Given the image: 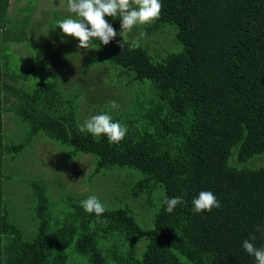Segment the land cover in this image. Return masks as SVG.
Here are the masks:
<instances>
[{"label": "trees", "instance_id": "obj_1", "mask_svg": "<svg viewBox=\"0 0 264 264\" xmlns=\"http://www.w3.org/2000/svg\"><path fill=\"white\" fill-rule=\"evenodd\" d=\"M14 1L0 0V264H73L74 255L81 264H256L243 241L255 234L251 242L264 247L256 231L264 226V0H161L160 16L134 26L123 49L119 35L107 46L93 41L74 76L85 82H74L69 96L57 80L28 89L30 25L20 19L31 6L17 13ZM105 19L120 32L119 17ZM14 44L30 54L11 52ZM44 54H36L40 62ZM90 66L100 68L104 87L88 79ZM84 95L93 116L127 127L119 144L80 131ZM11 112L29 126L19 143L6 142ZM40 133L72 147L70 158L88 154L87 182L109 194L59 184L56 198L52 183L30 180L38 227L27 239L11 218L3 166ZM108 172L113 184L100 180ZM200 191L221 206L194 213ZM94 194L106 209L99 219L81 207ZM176 196L184 203L168 213L163 201Z\"/></svg>", "mask_w": 264, "mask_h": 264}, {"label": "rangeland", "instance_id": "obj_2", "mask_svg": "<svg viewBox=\"0 0 264 264\" xmlns=\"http://www.w3.org/2000/svg\"><path fill=\"white\" fill-rule=\"evenodd\" d=\"M26 1L31 8L28 10H23L27 6L23 8L22 17L28 16V18H21L20 20H25L30 25L27 31L28 41H31V60L26 65L29 71L25 70L30 77L26 81L27 87L30 86L28 89L31 90L37 83L57 80L63 93L69 96L73 90L78 89L75 83L79 82L80 85H83V82H85L81 78L74 81V76H79L76 69L81 59L90 56L88 52L91 49L78 48L79 41L74 37L65 36L63 40L61 38L62 30L58 28L57 21L70 15L68 0ZM25 3V0H23L22 4ZM10 10L20 12L18 0L12 2ZM56 11L62 15L65 13L67 16L55 18L58 15ZM41 49L45 54L40 62L36 54ZM10 51L30 54L27 47L23 45H13ZM19 61L15 62L18 63ZM20 66L22 67V65ZM20 66L16 67L20 69ZM90 68L92 69L89 71L88 79H95L104 87V78L99 74L100 68H94L93 66H90ZM88 87L86 90H88ZM108 90L110 88L106 89V91ZM87 95L92 96L93 93L90 92ZM82 99H85L86 103L89 104L88 107L85 105L82 111V116L86 120L92 117L94 112L92 106H90L91 100L86 95ZM93 104L98 105L99 102L96 100ZM4 127L7 132L6 142L8 143H19L30 137L28 124L18 119L13 112L9 113V116L6 115ZM32 138V146L25 147L23 154L20 156H15L13 159L8 157L3 166V172L7 176L4 178L5 196L10 198L13 204L11 218L24 229L27 239L34 238L38 227L35 218V201L31 196L30 180L43 178L48 188L52 183L51 190L56 198H59L61 192L59 184L65 185L68 190L79 193H87L92 189L96 191V194H101L104 191L102 185L96 184L94 181L92 183L87 182L88 176L94 167L91 157L87 156L88 154H78L70 158L72 147L50 140L43 133ZM114 177H116L115 172H108L100 180L113 184L115 182ZM104 193L107 196L109 190L107 189V192L104 191ZM96 194L94 196H97ZM58 213L59 216H64L57 204L56 215ZM72 257L75 259L73 264H81L80 258L82 257L79 255Z\"/></svg>", "mask_w": 264, "mask_h": 264}, {"label": "clouds", "instance_id": "obj_3", "mask_svg": "<svg viewBox=\"0 0 264 264\" xmlns=\"http://www.w3.org/2000/svg\"><path fill=\"white\" fill-rule=\"evenodd\" d=\"M161 0H68V11L74 13L76 19L72 17L57 21V26L62 30L61 38L65 36L78 39V48H93L94 40L107 46L117 35L123 38L119 42L121 49L126 43L127 34L136 25H146L155 21L161 14ZM121 19V30L119 33L105 19V17ZM138 46L136 43L132 47ZM111 108L119 107L116 101H109ZM81 132H87L93 138L99 139L107 136L109 143L119 144L127 133V127L120 122H113L108 114H99L86 119L79 125ZM163 203L167 206L166 211L172 213L177 205L184 203L182 197L176 196L165 198ZM193 212H211L213 208H219L220 202L211 191H200L198 196L192 200ZM81 207L89 214L94 213L99 219L106 211L101 201L96 196L81 201ZM106 222V221H104ZM256 231L264 235V226H257ZM255 234L251 239L243 241L244 250L254 256L256 264H264V247L257 248L253 242Z\"/></svg>", "mask_w": 264, "mask_h": 264}, {"label": "crops", "instance_id": "obj_4", "mask_svg": "<svg viewBox=\"0 0 264 264\" xmlns=\"http://www.w3.org/2000/svg\"><path fill=\"white\" fill-rule=\"evenodd\" d=\"M22 1L23 0H18V5H19V7H20V9H23V8H25L26 6L28 7L29 5H27V1L25 0V4H22ZM14 45H17V44H14ZM25 45V44H24ZM13 48V45L10 47V49H12ZM8 51H9V48L7 49ZM11 52H13V51H11Z\"/></svg>", "mask_w": 264, "mask_h": 264}]
</instances>
